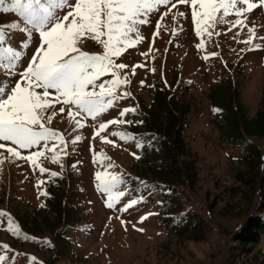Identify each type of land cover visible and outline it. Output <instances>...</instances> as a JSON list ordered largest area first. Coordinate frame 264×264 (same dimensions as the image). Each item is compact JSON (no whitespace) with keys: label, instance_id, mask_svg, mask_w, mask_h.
I'll use <instances>...</instances> for the list:
<instances>
[{"label":"rangeland","instance_id":"1","mask_svg":"<svg viewBox=\"0 0 264 264\" xmlns=\"http://www.w3.org/2000/svg\"><path fill=\"white\" fill-rule=\"evenodd\" d=\"M167 10L161 6V13ZM181 11L185 17L177 15ZM16 19L15 13H0V23ZM149 19L140 28L145 39L115 58L128 65L121 71L128 83L113 91H128L130 97L98 120L69 116L67 109L60 113V105L55 115L50 110L43 122L64 145L49 141L35 166L11 157L10 142L0 149V212L7 214L0 216V255L11 257L0 264H264V231L257 242L235 237L251 215L264 220V134L248 133L264 127V115L249 125L261 110L264 114V40L255 39L252 43L261 48L252 51L244 42L249 28L264 37V7L231 31L230 23L209 22L210 38L196 34L190 6L177 3L167 16ZM18 35L11 40L16 46ZM82 40L83 51H105L88 36ZM202 41L205 46L197 47ZM109 79L106 74L96 83ZM131 107L137 111L123 119L142 123L99 129L100 122ZM159 108L164 115L156 121ZM170 116L178 118L174 131L186 146L184 154L173 152L177 164L171 162L169 135L163 131ZM112 132L134 133L144 148ZM76 136L81 139L73 144ZM35 150L19 151L28 156ZM109 163L114 167L108 169ZM40 167L49 171L41 173ZM97 172L128 179L127 189L121 186L128 194L117 207L141 195L144 201L126 212L107 208ZM149 213L154 214L139 222Z\"/></svg>","mask_w":264,"mask_h":264},{"label":"snow or ice","instance_id":"2","mask_svg":"<svg viewBox=\"0 0 264 264\" xmlns=\"http://www.w3.org/2000/svg\"><path fill=\"white\" fill-rule=\"evenodd\" d=\"M177 3L191 7L196 34L206 33L209 38L212 35L209 22L212 26L230 23L231 31V28L245 25L248 13L264 7V0H0V13H15L19 18L0 23V149L10 142L12 146L7 147V152L11 157L31 161L35 166L37 158L45 156L49 141L59 140L64 145L63 137L43 122L50 110L55 115L54 109L60 105V113L67 109L69 116L98 120L117 107L119 101L130 97L128 91L121 95L113 91L128 83L126 76L121 77V71L128 65L116 62L115 58L145 39L140 28L151 23L149 17L160 15L163 18L177 7ZM161 6L168 10L161 13ZM229 10L235 16L232 21L227 19ZM177 15L185 17V12ZM159 27L160 21L157 20ZM249 32L251 35L244 41L251 45L249 50L260 49V44L252 42L264 40V37H256L254 28H249ZM13 34H19L16 37L18 46L11 43ZM84 36L102 45L105 51L102 54L83 51L78 45L85 43L82 40ZM104 36H107L106 40L102 39ZM204 46L203 41L197 45L199 48ZM132 71L134 73L135 68ZM106 74H110L112 79L97 84L96 81ZM96 88L100 91H95ZM136 111V107L124 108L117 118L100 122L98 127L105 130L110 124L142 123L123 119ZM51 119L52 116H47L48 122ZM76 126L83 127L79 120ZM111 135L124 142H135L138 149L144 148L134 133L112 132ZM80 139L76 136L72 143ZM102 139L115 145L106 137ZM18 149L36 150L22 156ZM133 155L140 158L135 153ZM52 160L58 162L57 155H53ZM99 163L103 164V161ZM113 167L110 163L107 165L108 169ZM48 171L44 167L39 168L41 173ZM49 174L57 175L54 172ZM96 178L98 190L106 197L107 208L117 207L128 194L121 190V186L127 189L128 179L114 172H97ZM144 199L143 195L131 199L117 210L126 212ZM153 214L141 217L139 222ZM6 215L0 212V216ZM8 231H13L10 222ZM16 235H19V227ZM3 248L9 249L10 246L4 244ZM6 258L11 259L7 254L0 255V262Z\"/></svg>","mask_w":264,"mask_h":264},{"label":"trees","instance_id":"3","mask_svg":"<svg viewBox=\"0 0 264 264\" xmlns=\"http://www.w3.org/2000/svg\"><path fill=\"white\" fill-rule=\"evenodd\" d=\"M163 101H165V99H163ZM168 101H172V99L168 100ZM159 110L161 111L162 114H159V116L156 117V121L158 119L160 120L162 118L160 115H164L162 112V109L159 108ZM156 111L157 110H155V112ZM168 114L169 113L166 112V115H168ZM263 115L264 114L262 113V110H261V112L258 113L257 118L250 121L249 125H252L255 121H257V119H259L258 117H262ZM177 119L178 118L176 116H174V117L170 116V122H169L167 128L163 130L164 132L166 131V133L169 135V140H168V144H169L168 146L169 147L168 148L171 151V162L173 164L174 163L177 164V160L174 159L175 155H173L174 151H176L177 153H181V154L186 153V146H185L184 142L179 138V132L176 136L177 131H174ZM244 126H246V125L244 124ZM248 133L263 135L264 134V127L261 128L259 131H254V132L248 130ZM172 141H173V144L171 143ZM169 173H172V172H169ZM155 174L157 175L159 173L155 172ZM159 175H162V174H159ZM263 231H264L263 217H261V215H251L247 221V224L243 227V229L241 231L237 232L235 237H236V239H239L240 241L257 242V241H260Z\"/></svg>","mask_w":264,"mask_h":264}]
</instances>
